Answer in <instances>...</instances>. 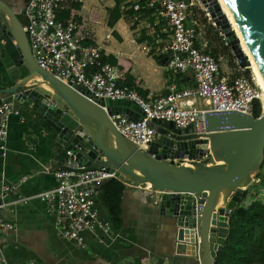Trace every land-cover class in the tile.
Returning a JSON list of instances; mask_svg holds the SVG:
<instances>
[{
  "label": "water",
  "instance_id": "water-1",
  "mask_svg": "<svg viewBox=\"0 0 264 264\" xmlns=\"http://www.w3.org/2000/svg\"><path fill=\"white\" fill-rule=\"evenodd\" d=\"M200 1L233 48L239 67L249 68L251 62L219 1ZM224 2L264 79V0ZM0 32V42L21 75L12 86L0 89V95L50 127L47 134L65 161L56 171L106 168L127 187L150 190L161 214L174 226L175 253L199 264H218L231 214L264 162V113L259 118L208 114L207 134H196L193 126L177 129L173 122L153 121L156 140L145 151L110 119L125 114L142 121V110L128 100L96 98L41 69L23 22L2 0Z\"/></svg>",
  "mask_w": 264,
  "mask_h": 264
},
{
  "label": "built area",
  "instance_id": "built-area-1",
  "mask_svg": "<svg viewBox=\"0 0 264 264\" xmlns=\"http://www.w3.org/2000/svg\"><path fill=\"white\" fill-rule=\"evenodd\" d=\"M65 0H28L24 8L25 28L37 65L73 88L87 89L99 99L134 102L144 115L135 122L125 114H112L117 130L132 144L147 151L156 140L151 122H173L177 129L193 126L196 134H207L208 114L237 113L254 117L261 90L254 78L234 75L222 69L218 57L212 54L205 31L196 15V0H141L132 9L147 12L171 29L169 41L159 54L167 59L166 69L172 75L192 74L194 86L178 89L170 86L166 93L153 98L143 97L137 90L122 85L125 72L108 63L101 48L86 43L76 21L60 16ZM239 67V71H242ZM204 102V107L196 102ZM107 110V109H106ZM19 115L10 97H0V156L9 152L10 121ZM210 155L204 158H209ZM56 186L32 197L19 192V186L0 180V233H9L15 224L3 217L12 204L27 205L37 199L47 214L57 219L58 233L80 248H86V235L113 234L111 222L101 219L96 203L105 183L117 179L106 168L82 171L79 168L55 171ZM29 178L24 176L20 182ZM119 181V180H118ZM0 264H12L0 247ZM25 264H38L28 261Z\"/></svg>",
  "mask_w": 264,
  "mask_h": 264
},
{
  "label": "crops",
  "instance_id": "crops-1",
  "mask_svg": "<svg viewBox=\"0 0 264 264\" xmlns=\"http://www.w3.org/2000/svg\"><path fill=\"white\" fill-rule=\"evenodd\" d=\"M2 1L26 23L24 8L28 0ZM140 1L65 0L60 16L63 20L78 22L85 42L101 48L105 60L120 67L126 79L128 76L132 79L126 86L143 97L166 93L170 86L180 89L194 86V79H187L191 74L170 77L166 66L159 65L151 56L150 47L154 45L147 38L154 35L161 22L147 12L146 15L135 12L132 7ZM115 8L120 9L122 18L110 27V11ZM159 43L161 41H156ZM3 52L6 51L0 42V83L5 80L12 86L21 75L8 54L3 58ZM15 107L19 115H13L10 121L9 152L4 159L0 156V180L19 186L23 196L32 197L56 186L54 173L65 161L58 155L53 138L47 134L50 127L29 115L23 106L15 103ZM24 176L29 179L21 183ZM127 188L121 201V229L114 226L109 236L87 234L86 248L60 236L56 217L47 214L39 200L22 205L12 204L15 198L8 197V206L2 215L15 224V229L0 233V247L5 257L12 264L28 261L38 264H199L189 255L175 253L174 226L170 218L161 214L155 194L145 189ZM245 203L248 205L249 201ZM96 206L101 219L113 225L102 191Z\"/></svg>",
  "mask_w": 264,
  "mask_h": 264
},
{
  "label": "trees",
  "instance_id": "trees-1",
  "mask_svg": "<svg viewBox=\"0 0 264 264\" xmlns=\"http://www.w3.org/2000/svg\"><path fill=\"white\" fill-rule=\"evenodd\" d=\"M141 13L146 15L145 12ZM121 18L122 14L119 8L111 10L109 18L110 27H114L117 21ZM153 21L154 19L152 20V24ZM160 25L161 26H158L154 35L148 37L147 40L152 45H155V47L157 46L159 50L158 54H155L152 49L150 51L151 56L159 65L166 66L167 59L164 56H161L159 52L164 44L169 41L171 29L164 22H161ZM156 41H161V43L156 44ZM212 54L214 56L217 55L216 51H213ZM2 55L3 58H5L7 53L3 52ZM188 74L189 73H187L186 76ZM180 77H185V74H182ZM192 78L193 76L188 77L187 79L192 80ZM1 82L0 89H6L9 87L8 84L5 83V80ZM131 83L132 79L128 76L122 85H128ZM168 83L169 85H172L171 81ZM261 115L262 104L260 101H257L254 108V117L259 118ZM262 187L264 188V162L259 173L254 178L252 185L244 191L241 203L237 205L231 214L229 219V233L218 264H264V201L250 197V193L253 189L259 190V188ZM127 189L128 188L123 183L116 179L109 180L102 188L104 202L106 208L109 210L113 227L115 226L118 230L121 229L122 226V196ZM245 201H249L247 206L243 204Z\"/></svg>",
  "mask_w": 264,
  "mask_h": 264
},
{
  "label": "rangeland",
  "instance_id": "rangeland-1",
  "mask_svg": "<svg viewBox=\"0 0 264 264\" xmlns=\"http://www.w3.org/2000/svg\"><path fill=\"white\" fill-rule=\"evenodd\" d=\"M196 15L197 19L201 25V28L205 31V36L208 41V45L210 47V51H216L217 57L220 60V64L223 70L233 73L234 75L238 74H244L245 76L248 77H254V74L252 72L251 66L247 69H244L242 71H239V65L238 61L234 56V50L231 46L227 45V39L225 35L221 33V29L216 27L214 20L211 18L210 13L207 11V9L204 7V5L201 3L200 0H196ZM209 5L211 3L209 2ZM219 21H222L219 17H217ZM154 50L155 54H158V47L155 45L153 47H150ZM256 82V81H255ZM257 83V82H256ZM258 85V84H257ZM258 87L261 88L263 94L261 97V100H263L264 104V89L258 85ZM262 104V101H261ZM198 106H204V102L198 101L197 102ZM263 106V105H262ZM262 109V114L264 113ZM250 197L253 199H261L264 201V188H259L258 189H253L250 193ZM245 206L247 204L245 203Z\"/></svg>",
  "mask_w": 264,
  "mask_h": 264
},
{
  "label": "bare ground",
  "instance_id": "bare-ground-1",
  "mask_svg": "<svg viewBox=\"0 0 264 264\" xmlns=\"http://www.w3.org/2000/svg\"><path fill=\"white\" fill-rule=\"evenodd\" d=\"M218 1H219V3L221 4V6H222V8H223V12H224L225 16L227 17L229 23H230L231 26L233 27V30L236 32L237 37H238L239 40H240V44H241V46H242V48H243L244 53L246 54V56L249 58V60H250V62H251V69H252V72H253V74H254L255 81L257 82L256 84L260 85V86L264 89V79H263V77H262V75H261V73H260V71H259V69H258V67H257V64H256V62H255V60H254V58H253V55H252V53H251V51H250V49H249L247 43L245 42V40H244V38H243V36H242V34H241V32H240V30H239V28H238L236 22L234 21V19H233L232 15L230 14V12H229L227 6L225 5L224 0H218ZM259 88H260V87H259ZM260 90H261V88H260ZM262 94H263V92H262V90H261L260 100H261ZM261 101H262V105H263V106H262V109H264L263 100H261ZM263 111H264V110H263ZM135 187H136V189H144V188L141 187V186H135ZM145 190H146V189H145ZM147 191H150V190H147ZM150 192H151V191H150Z\"/></svg>",
  "mask_w": 264,
  "mask_h": 264
},
{
  "label": "flooded vegetation",
  "instance_id": "flooded-vegetation-1",
  "mask_svg": "<svg viewBox=\"0 0 264 264\" xmlns=\"http://www.w3.org/2000/svg\"><path fill=\"white\" fill-rule=\"evenodd\" d=\"M24 24V23H23ZM24 26H25V24H24Z\"/></svg>",
  "mask_w": 264,
  "mask_h": 264
}]
</instances>
